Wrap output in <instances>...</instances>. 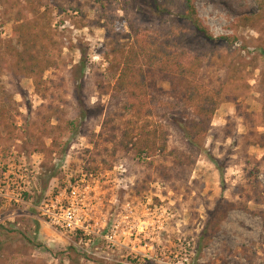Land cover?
I'll use <instances>...</instances> for the list:
<instances>
[{
  "label": "rangeland",
  "instance_id": "1",
  "mask_svg": "<svg viewBox=\"0 0 264 264\" xmlns=\"http://www.w3.org/2000/svg\"><path fill=\"white\" fill-rule=\"evenodd\" d=\"M181 3L0 0V264H264V0H194L214 42ZM136 35L201 63L195 79L145 69L171 157L121 146L130 111L113 89ZM195 89L217 101L201 137L185 103ZM73 191L91 241L42 216Z\"/></svg>",
  "mask_w": 264,
  "mask_h": 264
},
{
  "label": "trees",
  "instance_id": "2",
  "mask_svg": "<svg viewBox=\"0 0 264 264\" xmlns=\"http://www.w3.org/2000/svg\"><path fill=\"white\" fill-rule=\"evenodd\" d=\"M151 6L160 14L170 12L171 8L178 6L181 1L183 12H181L182 21L191 26L194 33L201 37L204 41L214 42L216 39L211 34L209 28L199 18L194 0H151ZM262 6L263 2L259 1ZM225 40V39H224ZM228 40V39H226ZM9 55L19 57V62H26L24 53L18 52L12 47H7ZM17 52V53H15ZM1 53H0V72H1ZM32 64L29 65V75L36 74V70L40 68L39 63L32 56ZM200 60L195 57H189L186 52H175L163 46H157L148 42L140 35H136L134 42L129 46L121 73L113 89V96H125L129 105L130 117L124 119L125 131L123 133L122 147L126 152H135L139 157L150 159L152 157L172 156L174 153L168 150V131L165 125L158 121L155 117L156 107L150 103L147 83L145 78L146 68H156L159 72L169 75H181L185 78L195 79L200 70ZM82 72L84 71V61L81 62ZM42 73L38 72L36 80V90L40 89V79ZM6 90L0 78V114L3 115L8 109L9 103L4 100ZM186 106L193 110L195 119L191 122L190 131L197 137L204 136L208 133L211 126L212 118L216 112L217 101L214 95L205 89H195L188 93ZM113 123V117L108 115L104 120L102 130L105 131L108 126ZM102 131V132H103ZM216 165L217 160L212 159ZM178 165L182 166L183 161L179 160ZM235 208L230 205L231 211ZM227 213H223L220 219L226 218ZM76 235H81L77 233Z\"/></svg>",
  "mask_w": 264,
  "mask_h": 264
},
{
  "label": "built area",
  "instance_id": "3",
  "mask_svg": "<svg viewBox=\"0 0 264 264\" xmlns=\"http://www.w3.org/2000/svg\"><path fill=\"white\" fill-rule=\"evenodd\" d=\"M56 200V202L52 201L41 209L45 220L57 230L74 235L81 233V235L90 238L89 241H91L97 234L94 229H91L88 220L85 219L88 215L85 216L84 212L80 211L75 191L70 197L66 196V205L63 204L61 199L57 198ZM107 240H110L109 237H107Z\"/></svg>",
  "mask_w": 264,
  "mask_h": 264
}]
</instances>
